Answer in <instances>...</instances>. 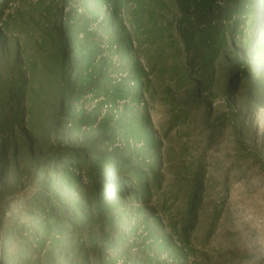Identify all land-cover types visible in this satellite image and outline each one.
<instances>
[{
  "label": "rangeland",
  "instance_id": "1",
  "mask_svg": "<svg viewBox=\"0 0 264 264\" xmlns=\"http://www.w3.org/2000/svg\"><path fill=\"white\" fill-rule=\"evenodd\" d=\"M0 264H264V0H0Z\"/></svg>",
  "mask_w": 264,
  "mask_h": 264
}]
</instances>
